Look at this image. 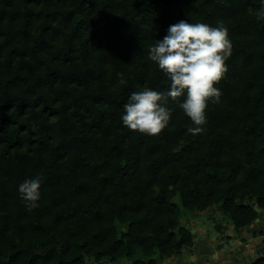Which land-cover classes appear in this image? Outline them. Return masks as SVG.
Masks as SVG:
<instances>
[{
	"label": "trees",
	"instance_id": "trees-1",
	"mask_svg": "<svg viewBox=\"0 0 264 264\" xmlns=\"http://www.w3.org/2000/svg\"><path fill=\"white\" fill-rule=\"evenodd\" d=\"M259 7L0 0V264H161L194 245L182 219L214 207L227 220L219 230L264 227ZM182 19L228 28L221 95L210 99L201 133L188 131L171 101L159 134L130 130L120 120L129 95L169 87L149 45ZM37 175L41 197L30 209L18 189Z\"/></svg>",
	"mask_w": 264,
	"mask_h": 264
},
{
	"label": "clouds",
	"instance_id": "clouds-1",
	"mask_svg": "<svg viewBox=\"0 0 264 264\" xmlns=\"http://www.w3.org/2000/svg\"><path fill=\"white\" fill-rule=\"evenodd\" d=\"M259 4L255 18L264 21V0H259ZM231 54L232 43L223 23L212 26L182 19L169 25L163 39L148 48V59L162 71L169 87L157 91L144 86L132 92L120 114L122 124L147 136L157 135L172 117L171 101L189 118L193 125L188 128L190 133L203 132L209 101L218 100L221 95L215 85L224 77ZM41 184L42 177L37 175L19 185L26 207L39 206Z\"/></svg>",
	"mask_w": 264,
	"mask_h": 264
},
{
	"label": "rangeland",
	"instance_id": "rangeland-1",
	"mask_svg": "<svg viewBox=\"0 0 264 264\" xmlns=\"http://www.w3.org/2000/svg\"><path fill=\"white\" fill-rule=\"evenodd\" d=\"M260 216L264 218V214ZM182 220L195 237L194 245L190 249H183L180 256L161 264H250L264 257V227L261 220L237 234L231 226L227 230L217 228V225L226 226L227 220L215 207L203 214L192 213ZM258 232H263V236L253 235Z\"/></svg>",
	"mask_w": 264,
	"mask_h": 264
}]
</instances>
